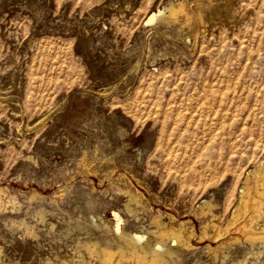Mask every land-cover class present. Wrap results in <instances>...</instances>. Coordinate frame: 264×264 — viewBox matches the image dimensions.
<instances>
[{
  "label": "rangeland",
  "instance_id": "rangeland-1",
  "mask_svg": "<svg viewBox=\"0 0 264 264\" xmlns=\"http://www.w3.org/2000/svg\"><path fill=\"white\" fill-rule=\"evenodd\" d=\"M169 2L190 16L144 26ZM263 156L264 0H0V264H106L78 243L152 239L153 216L185 234L173 264H264V243L208 251L196 209L224 223ZM31 189L64 193L49 221Z\"/></svg>",
  "mask_w": 264,
  "mask_h": 264
},
{
  "label": "bare ground",
  "instance_id": "bare-ground-1",
  "mask_svg": "<svg viewBox=\"0 0 264 264\" xmlns=\"http://www.w3.org/2000/svg\"><path fill=\"white\" fill-rule=\"evenodd\" d=\"M183 3L180 2L179 4L174 5V4L169 2L167 4H164L163 6L155 9L154 11H151L145 18L144 26H150L156 22H165V21H169L171 19H175L178 16V14H181V13H185V16L189 15L186 12L187 10L185 9V6H184L186 4H183ZM189 19H191V18H189ZM187 23H189V22H187ZM194 40H195V38H194ZM7 189H8V187H5V186H3V188H0V194H4ZM90 190L92 192L93 191L95 192V189L93 187H91ZM11 191L12 192L8 193V196H10L9 200L12 202V204H14V203L18 204L17 194L13 192V189ZM59 191L60 190H58V192ZM103 191L105 192V190H103ZM179 191L182 192L183 190H179ZM38 192L35 189H31L28 192L18 191L17 193H19L22 196V198L25 199L26 201H29V202L36 201V202L41 204V205L39 204L40 208L36 211V214H34V215H36V222L37 223H44L45 221H49V219L46 220V217H49L51 215L52 211L46 210L45 209L46 207L43 208V205L46 204L48 206V208H50V205L56 204L57 201L54 198H56L57 196H61V197L64 196V193H62V192H64V190L60 191L62 194H58L57 192H53V195H52L53 197H50V196L45 197V195L43 196L42 194H40ZM128 192L126 194H128ZM183 192H184V194H186L185 191H183ZM57 198H60V197H57ZM133 198L135 199V197H133L132 195L129 196V200L127 198L128 201L125 204V210L128 213H130L131 215L133 214V216H134V210L130 207V203L135 201ZM136 200H137V197H136ZM192 200H190V202ZM233 200H235V199H233ZM95 204L96 203H94L92 201L89 203V205H88L89 212L86 215V219H88L87 221L89 222V226L92 224V225H95L97 228H101L102 231H105L108 228L105 221L100 219L99 223H97V224L94 221V218L96 217V214H97V213H95V217H94V211H95L94 205ZM37 206H38V204H37ZM53 206H52V208H53ZM196 206H197V204H196ZM217 207H220V206H218V204L216 203V197L213 196L212 200L207 198V199L202 201V203L198 206V208H196L199 211L198 215H197V213L196 214L193 213V214H195L194 217H196V215H197V217L200 219V222L202 224V227H199V228H201V230H199L200 233H199L198 239L200 240V242L209 241L208 244H207V242L204 244V245L207 244L206 248L208 249V251L210 250L214 253V255H216V252L223 245H227V246L233 245V244L234 245L235 244L242 245L241 243H244V242L246 244L249 243L251 245H253L255 243H264V156L262 158L258 159L254 163L252 168L246 169V173L244 174V177L242 178V183H241L240 188L237 192L236 201L232 205V211H230V213L227 215L224 223H222V222L220 223L219 219L216 218V214L214 213V211L217 209ZM0 209H2V208H0ZM220 211H218V212H220ZM135 215H136V213H135ZM99 216H100V213H99ZM168 216H170V215H168ZM172 216H170V217H172ZM217 216H218V214H217ZM116 217L119 218L118 215H116ZM98 218H97V220H98ZM79 219L81 220V218H79ZM152 219H154V223L156 226L155 230L151 229L152 230L151 234L153 235L152 239L147 238V236L145 234H137L136 232L135 233L134 232L133 233L128 232L125 228H123V229H120V228L117 229L116 228L115 229V235H116V239H117L116 240L117 244L115 247H111L108 242H104L103 244H99V242H96L93 240L94 238L92 239L93 242L88 241V242H84L82 244L78 243V245L85 249L87 255L90 258L95 257V258L99 259L100 262H103L106 264H112L114 262L117 264L118 263L120 264L121 262L126 261V260L128 261L129 259H132V258L136 260L135 263L138 262L139 264L140 263L141 264H173L175 262V259L173 262V258H174L173 256L175 254H177L176 253L177 251L175 252L174 247L182 244L183 236L185 234L182 236V233L179 230L172 228V226L166 227V226L162 225L163 222L161 224V222L158 221V216H153ZM187 220H185V221H187ZM259 221H262L263 223H262V226L258 227ZM79 223H81V222H79ZM49 224L51 226H53V224H51V223H49ZM84 224H86V223H84ZM150 224H152V222ZM181 224H185V223L183 222ZM17 226H21V228L23 227L24 231L28 235L35 236L34 232L32 231V227L29 226L27 224V222L20 221L17 223ZM177 226H178V224H177ZM207 226L210 227V230L207 229ZM190 229H192V228H190ZM149 231H148V233H149ZM192 231L193 230H191V232ZM189 232H190V230H189ZM142 233H144V232H142ZM148 235H150V234H148ZM191 235H189V237H191ZM193 240H194V238H193ZM196 241H197V238H196ZM212 243H217V244L215 245V247H212L211 246ZM185 244L187 245V247H189V248L191 247V245L188 242H186ZM187 247H186V249H187ZM194 247H192V248H194ZM179 250H181V249H179ZM78 252H79V249H78ZM179 252H181V251H179ZM207 252H205V254ZM211 257H213V256H211ZM242 263H243V261L238 262V264H242Z\"/></svg>",
  "mask_w": 264,
  "mask_h": 264
}]
</instances>
